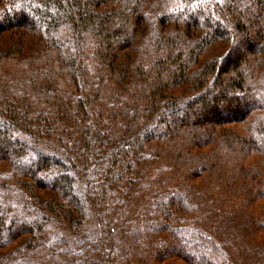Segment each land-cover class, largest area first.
<instances>
[{
	"label": "trees",
	"instance_id": "1",
	"mask_svg": "<svg viewBox=\"0 0 264 264\" xmlns=\"http://www.w3.org/2000/svg\"><path fill=\"white\" fill-rule=\"evenodd\" d=\"M0 264H264V0H0Z\"/></svg>",
	"mask_w": 264,
	"mask_h": 264
},
{
	"label": "rangeland",
	"instance_id": "2",
	"mask_svg": "<svg viewBox=\"0 0 264 264\" xmlns=\"http://www.w3.org/2000/svg\"><path fill=\"white\" fill-rule=\"evenodd\" d=\"M243 47H244V45L243 44H240L239 45V50H242L243 49ZM217 90V89H216ZM229 94H231V93H229ZM211 105V104H210ZM212 106V105H211ZM217 106L220 108V109H222V108H224V106H223V104H217ZM199 115H198V117H200V121H201V125H208V123L209 122H212V118H210L209 116H207V114H206V112L207 111H205L204 112V110L202 109V106L201 107H199ZM201 113H202V117L200 116L201 115Z\"/></svg>",
	"mask_w": 264,
	"mask_h": 264
}]
</instances>
